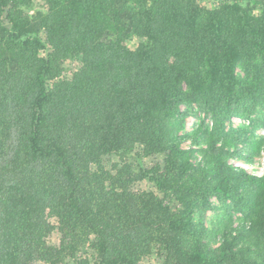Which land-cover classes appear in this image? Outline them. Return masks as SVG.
Instances as JSON below:
<instances>
[{
  "label": "trees",
  "instance_id": "16d2710c",
  "mask_svg": "<svg viewBox=\"0 0 264 264\" xmlns=\"http://www.w3.org/2000/svg\"><path fill=\"white\" fill-rule=\"evenodd\" d=\"M260 129L264 0H0V264H264Z\"/></svg>",
  "mask_w": 264,
  "mask_h": 264
},
{
  "label": "rangeland",
  "instance_id": "374dc122",
  "mask_svg": "<svg viewBox=\"0 0 264 264\" xmlns=\"http://www.w3.org/2000/svg\"><path fill=\"white\" fill-rule=\"evenodd\" d=\"M195 121H196V118L195 117H190L189 120H188V125H187V129L190 130L194 125H195ZM207 121L210 123V120L207 119ZM247 121L243 120V119H240V118H232L231 120V123L234 125V126H238L242 123H246ZM257 133L259 135H263L264 136V129H260V130H257ZM260 165H259V168L260 170L264 171V152H263V156L260 158ZM258 162H256V164L254 165H257ZM213 212H209V214L211 215ZM145 264H160V260L158 258L156 259H153V260H149V261H146Z\"/></svg>",
  "mask_w": 264,
  "mask_h": 264
}]
</instances>
